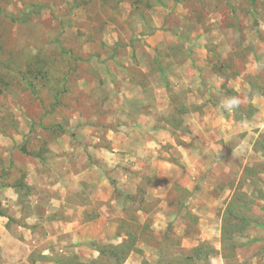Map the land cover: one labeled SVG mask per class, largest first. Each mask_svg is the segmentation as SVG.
Returning a JSON list of instances; mask_svg holds the SVG:
<instances>
[{"label": "rangeland", "instance_id": "1", "mask_svg": "<svg viewBox=\"0 0 264 264\" xmlns=\"http://www.w3.org/2000/svg\"><path fill=\"white\" fill-rule=\"evenodd\" d=\"M252 86L264 0H0V264H264Z\"/></svg>", "mask_w": 264, "mask_h": 264}, {"label": "trees", "instance_id": "2", "mask_svg": "<svg viewBox=\"0 0 264 264\" xmlns=\"http://www.w3.org/2000/svg\"><path fill=\"white\" fill-rule=\"evenodd\" d=\"M255 61L256 63H259V60L257 59L256 56H255ZM251 89H252V93L250 97H253L255 95L261 97L264 94L263 92H256L255 90L257 89H255L254 86H252ZM253 111L254 110L251 107L247 109L248 118H250L253 115ZM13 187L16 189L17 192L21 190H27V187L23 184L22 181L18 182ZM227 212L233 213L231 208L230 209L228 208ZM0 217H5V216L3 214H0ZM7 219H8V222L11 221V219L9 218ZM239 219H241V221H244L243 218H239ZM228 224H229V220H226L227 228H224L222 231V239H225V240H227L226 235L230 234V231H228V228H229ZM130 238L131 236L128 239ZM128 239L123 240L119 246H110V247L102 246L96 249V252L98 253V259L88 264H124L127 258L129 257V255H131L134 252V242L132 239L130 240ZM88 246L95 247V244H88ZM214 253H215L214 250L210 247L207 248V247L199 246L185 257L177 256V257L167 259V258H164L162 255H160L156 264H197L202 258L204 260H207L210 257V255H213ZM41 259L42 261L46 263H52L43 257ZM54 263L59 264V262H54ZM61 264H85V263L80 262L77 257H73L71 261H68L66 263H61Z\"/></svg>", "mask_w": 264, "mask_h": 264}, {"label": "clouds", "instance_id": "3", "mask_svg": "<svg viewBox=\"0 0 264 264\" xmlns=\"http://www.w3.org/2000/svg\"><path fill=\"white\" fill-rule=\"evenodd\" d=\"M240 103L241 101L238 97H230V98H227L226 101L221 102L220 107L231 112L237 107H239Z\"/></svg>", "mask_w": 264, "mask_h": 264}]
</instances>
